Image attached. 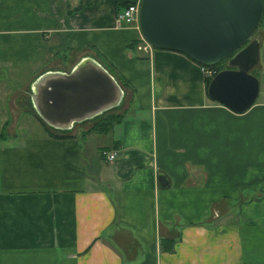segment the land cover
Listing matches in <instances>:
<instances>
[{
  "label": "crops",
  "instance_id": "obj_1",
  "mask_svg": "<svg viewBox=\"0 0 264 264\" xmlns=\"http://www.w3.org/2000/svg\"><path fill=\"white\" fill-rule=\"evenodd\" d=\"M134 1L0 0V264H264V13L259 93L238 113L187 55L136 48L116 23ZM80 66L108 71L120 104L45 118Z\"/></svg>",
  "mask_w": 264,
  "mask_h": 264
},
{
  "label": "water",
  "instance_id": "obj_2",
  "mask_svg": "<svg viewBox=\"0 0 264 264\" xmlns=\"http://www.w3.org/2000/svg\"><path fill=\"white\" fill-rule=\"evenodd\" d=\"M263 13V0H140L139 25L154 48L179 51L207 66L226 60L230 68L210 78L207 95L241 113L259 93L258 78L250 71L259 60L260 39L253 35ZM80 68L75 72L80 77L76 84L64 75L71 83L66 88L49 85L46 99L59 103L55 110L63 113L50 112L54 107L49 105L45 118H64L71 111L75 115L88 111L92 118L120 104L123 90L108 71L98 66L82 72ZM59 90L65 91L63 96H58Z\"/></svg>",
  "mask_w": 264,
  "mask_h": 264
},
{
  "label": "built area",
  "instance_id": "obj_3",
  "mask_svg": "<svg viewBox=\"0 0 264 264\" xmlns=\"http://www.w3.org/2000/svg\"><path fill=\"white\" fill-rule=\"evenodd\" d=\"M139 7H140V0H137L129 3L128 6H126L122 11L118 12L116 16L117 25L135 23L137 28L140 30ZM136 48L139 50H143L147 53H151V51L154 49V47L145 39L141 30H140V37L138 43L136 44ZM201 69L207 78H211L217 73L216 69L211 66L201 65ZM117 153H118L117 150H110V149L109 150L103 149L101 151L102 157L107 162H112L115 159Z\"/></svg>",
  "mask_w": 264,
  "mask_h": 264
},
{
  "label": "trees",
  "instance_id": "obj_4",
  "mask_svg": "<svg viewBox=\"0 0 264 264\" xmlns=\"http://www.w3.org/2000/svg\"><path fill=\"white\" fill-rule=\"evenodd\" d=\"M264 2V0H263ZM129 3L125 5L128 6ZM262 21V20H261ZM261 23V22H260ZM138 43V40H136L135 45ZM193 60V59H192ZM195 61V60H194ZM197 62V61H195ZM198 63V62H197ZM199 65H202L198 63ZM211 67L215 68L216 71L218 72L219 70L225 69V68H230L226 64V60H223L221 62H218L217 64L212 65ZM251 73H253V70H251ZM210 81V78H206V88L208 86V83ZM122 114L121 113H113V112H108L106 115L100 117L96 122L92 124V126L87 129L86 132H107L110 130V128L117 122H120L122 119ZM57 137H60L62 135H55ZM6 134L5 131H0V139L5 138ZM160 248L162 250H167V251H173L174 249V242L169 241L167 239H160Z\"/></svg>",
  "mask_w": 264,
  "mask_h": 264
},
{
  "label": "rangeland",
  "instance_id": "obj_5",
  "mask_svg": "<svg viewBox=\"0 0 264 264\" xmlns=\"http://www.w3.org/2000/svg\"><path fill=\"white\" fill-rule=\"evenodd\" d=\"M263 26V23H262V21H261V23L258 25V27H257V29H256V31H255V33H254V35L253 36H258L259 34H260V32H261V28L260 27H262ZM262 55H263V50H262ZM263 61H264V57H263ZM254 71L253 72H255V74H256V72L258 71V69H253ZM8 72H6L5 74H7ZM261 82H262V88L264 89V73H263V76H261ZM125 105V104H124ZM123 105V106H124ZM17 108H19V107H17ZM6 111H8L9 109L6 107V108H4ZM118 111L119 110H117V109H114V110H112V112L113 113H118ZM6 115L8 116V117H12V115L10 114V113H6ZM29 132H31V131H29ZM28 133V132H27Z\"/></svg>",
  "mask_w": 264,
  "mask_h": 264
}]
</instances>
